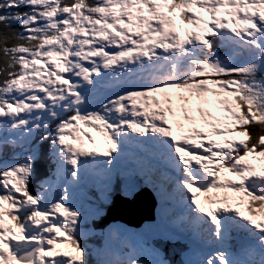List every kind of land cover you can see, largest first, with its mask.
Wrapping results in <instances>:
<instances>
[{
    "label": "snow or ice",
    "instance_id": "snow-or-ice-1",
    "mask_svg": "<svg viewBox=\"0 0 264 264\" xmlns=\"http://www.w3.org/2000/svg\"><path fill=\"white\" fill-rule=\"evenodd\" d=\"M0 264H264V0H0Z\"/></svg>",
    "mask_w": 264,
    "mask_h": 264
},
{
    "label": "water",
    "instance_id": "water-1",
    "mask_svg": "<svg viewBox=\"0 0 264 264\" xmlns=\"http://www.w3.org/2000/svg\"><path fill=\"white\" fill-rule=\"evenodd\" d=\"M141 194L137 195L134 199H132V201H125L124 204V207H129L133 214L138 216L135 225L143 221L150 220L151 212L153 210V202L150 196H147L141 203H138L137 199L140 197ZM146 214H148V216ZM115 217L116 213H114L113 209H109L103 217L106 222L105 226L109 222L114 220ZM96 223L98 224L99 221H97ZM169 257L174 261H179V255L175 252H169Z\"/></svg>",
    "mask_w": 264,
    "mask_h": 264
},
{
    "label": "rangeland",
    "instance_id": "rangeland-1",
    "mask_svg": "<svg viewBox=\"0 0 264 264\" xmlns=\"http://www.w3.org/2000/svg\"><path fill=\"white\" fill-rule=\"evenodd\" d=\"M175 106V105H174ZM179 119L181 120V122H183V120H182V116L181 117H179ZM84 129H83V126H82V131H83ZM90 135L92 136V137H94L95 138V140H96V143H97V145H100V141H101V138H102V136L99 134V132L98 131H92L91 133H90ZM105 147H107V144L104 142V147H102L101 146V149L103 150ZM155 202H156V200H155ZM127 215L126 216H129V212L128 211H126L125 212ZM147 216H148V214H146ZM156 215H157V204H156V206H155V204H154V207H153V210H152V212H151V216H150V218H155L156 217ZM131 219V218H130ZM151 222V221H150ZM144 223H147V222H144ZM144 223H142V225L144 224ZM120 225V224H119ZM141 225V226H142Z\"/></svg>",
    "mask_w": 264,
    "mask_h": 264
},
{
    "label": "trees",
    "instance_id": "trees-1",
    "mask_svg": "<svg viewBox=\"0 0 264 264\" xmlns=\"http://www.w3.org/2000/svg\"><path fill=\"white\" fill-rule=\"evenodd\" d=\"M87 143H88V141L86 142V144ZM98 146H101V145H98ZM46 171H47V164L46 163L40 162V163L37 164V175H38V178L42 177L44 175V173H46ZM92 241L96 242L95 240H91V242ZM63 250L71 251V248L69 246L68 248L63 249Z\"/></svg>",
    "mask_w": 264,
    "mask_h": 264
},
{
    "label": "bare ground",
    "instance_id": "bare-ground-1",
    "mask_svg": "<svg viewBox=\"0 0 264 264\" xmlns=\"http://www.w3.org/2000/svg\"><path fill=\"white\" fill-rule=\"evenodd\" d=\"M153 193L151 192L150 189H145L143 190L142 194L140 197L137 199L138 203H141L147 196H151Z\"/></svg>",
    "mask_w": 264,
    "mask_h": 264
}]
</instances>
